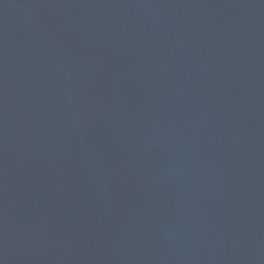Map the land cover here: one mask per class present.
<instances>
[{
    "label": "water",
    "instance_id": "1",
    "mask_svg": "<svg viewBox=\"0 0 264 264\" xmlns=\"http://www.w3.org/2000/svg\"><path fill=\"white\" fill-rule=\"evenodd\" d=\"M0 264H264V0H0Z\"/></svg>",
    "mask_w": 264,
    "mask_h": 264
}]
</instances>
